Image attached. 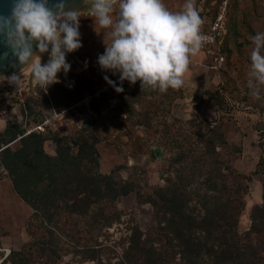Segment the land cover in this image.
<instances>
[{
    "label": "rangeland",
    "instance_id": "1",
    "mask_svg": "<svg viewBox=\"0 0 264 264\" xmlns=\"http://www.w3.org/2000/svg\"><path fill=\"white\" fill-rule=\"evenodd\" d=\"M222 1L196 0L204 20L202 28H208ZM226 1L230 7L225 21L223 60L216 59L217 51L208 55L199 53L192 58L184 87L170 89L166 94L139 91L135 88V85L140 86L139 81L134 85L127 81L108 87V81L116 79L119 73L102 70L98 56L104 53L105 43L111 42L110 37L90 13L81 12L82 47L67 54L71 68L66 75L62 71L58 73L59 82L55 83L65 92L80 91L81 99L71 107L55 111L52 93L34 85L26 71L23 87L19 90L6 81L0 83V132L12 122L18 123L25 134L36 131L47 137L57 132L76 138L80 133L93 131L98 139L99 170L102 173L115 171L146 193L155 186L165 185L169 159L176 150L168 141L172 134L180 141L187 136L190 143L184 142L185 148L190 147L191 141V147H194L196 132L204 131V125L222 124L228 142L240 148L238 153L235 148L226 150L228 157L234 156L233 168L250 175L247 191L243 194L245 206L238 223L239 232L247 230L251 224L250 212L262 203L264 188V91L257 99L247 87L250 54L254 47L252 37L257 32H264V0ZM184 2L164 0L174 12L182 10ZM41 55L42 64L46 63L48 54ZM118 87L123 91H117ZM123 99L130 101L129 112ZM94 108L97 116H92ZM147 120L149 127L143 125ZM17 145L15 142L12 147ZM156 146L162 150L160 157L153 153ZM44 150L50 155L55 154L51 139L45 140ZM114 207L119 212V219L101 229L96 236L97 242L87 238L81 216H76L75 225H69L67 229L64 225L62 229L65 230L51 227L54 233L49 234L39 224L41 217H33V208L14 191L7 171L0 166V264L11 251L20 250L29 243L34 262L48 261V251L43 253L40 248L48 238H56V235L62 248L68 251L53 264H116L128 246L132 228L137 226L146 233L156 221L151 206L140 203L135 192L119 196ZM89 243L98 250L94 259L84 257L85 246ZM74 248L82 252H74Z\"/></svg>",
    "mask_w": 264,
    "mask_h": 264
},
{
    "label": "trees",
    "instance_id": "2",
    "mask_svg": "<svg viewBox=\"0 0 264 264\" xmlns=\"http://www.w3.org/2000/svg\"><path fill=\"white\" fill-rule=\"evenodd\" d=\"M224 44L225 38L214 48L216 56H224ZM54 85L48 90L55 111L81 99L80 91L65 92ZM135 88L141 90V86ZM123 103L129 112L130 101L123 99ZM97 115L94 108L92 116ZM148 120L143 125L149 127ZM196 134L195 146L191 147V141L188 148L184 146L189 142L187 136L182 141L175 134L170 136L169 144L176 150L169 159L165 185L146 193L115 171L99 170L98 139L93 131L76 138L57 132L47 137L36 131L25 134L18 123H8L0 132V166L7 171L14 191L33 208V217L40 216L39 224L52 235L51 227L65 230L81 216L87 238L96 241L103 227L119 219L116 199L135 192L140 203L151 206L156 223L146 233L132 228L128 246L116 264H264V188L262 203L250 212V227L239 232L250 175L233 168L234 156L228 157L226 150L235 148L238 153L240 148L228 142L222 124L204 125V131ZM47 139L55 144L54 155L44 150ZM15 142L18 145L13 148ZM44 243L40 249L48 251V261L34 262L29 243L11 251L1 264H53L68 251L59 244L58 235ZM93 245L85 246L84 257H96L98 250Z\"/></svg>",
    "mask_w": 264,
    "mask_h": 264
},
{
    "label": "clouds",
    "instance_id": "3",
    "mask_svg": "<svg viewBox=\"0 0 264 264\" xmlns=\"http://www.w3.org/2000/svg\"><path fill=\"white\" fill-rule=\"evenodd\" d=\"M82 3L90 6L86 12L110 37L111 42H104L105 51L98 56L101 69L119 73L121 82L127 80L134 85L139 81L141 91L166 94L170 89H182L192 58L212 42L202 31L204 20L196 0H185L182 10L175 12L169 10L164 0ZM81 10L66 9L64 0L52 6L49 0H12L10 15H0V36L21 68L19 74L0 75V83L6 81L19 90L26 71L32 83L45 92L58 83V73L66 75L71 68L67 54L82 47ZM252 42L247 87L252 96L260 99L264 91V32H257ZM45 53L49 58L42 64L41 54Z\"/></svg>",
    "mask_w": 264,
    "mask_h": 264
},
{
    "label": "water",
    "instance_id": "4",
    "mask_svg": "<svg viewBox=\"0 0 264 264\" xmlns=\"http://www.w3.org/2000/svg\"><path fill=\"white\" fill-rule=\"evenodd\" d=\"M59 2H61V0H49V5L52 6ZM64 3L66 9L79 7L83 9L81 10V12L89 13L86 12V10L90 6L83 5L82 0H64ZM11 7H12V0H0V15H4V16L10 15ZM34 50H35V45H34ZM4 53H8V56L5 57ZM20 68L21 66L19 65L18 59L12 55L11 49L4 42V38L0 36V75L10 76L13 73L19 74ZM153 153L156 157H160L162 155V150L159 146H156L153 148Z\"/></svg>",
    "mask_w": 264,
    "mask_h": 264
},
{
    "label": "built area",
    "instance_id": "5",
    "mask_svg": "<svg viewBox=\"0 0 264 264\" xmlns=\"http://www.w3.org/2000/svg\"><path fill=\"white\" fill-rule=\"evenodd\" d=\"M226 12H227V1L223 0L219 9L216 12L215 17L209 22V26L207 29L202 28V31L205 35H208L212 38V42L208 43L200 53L204 55L214 54V48L218 46L224 37L226 32ZM223 60V56H216V59ZM113 83H109L108 87L113 86L118 83H126L127 80L121 82L119 76L112 81Z\"/></svg>",
    "mask_w": 264,
    "mask_h": 264
}]
</instances>
